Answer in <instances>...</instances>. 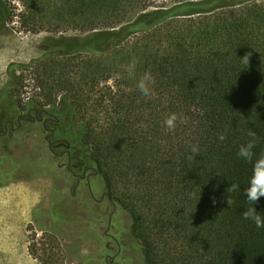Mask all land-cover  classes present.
Masks as SVG:
<instances>
[{"label": "trees", "instance_id": "16d2710c", "mask_svg": "<svg viewBox=\"0 0 264 264\" xmlns=\"http://www.w3.org/2000/svg\"><path fill=\"white\" fill-rule=\"evenodd\" d=\"M21 1V22L52 35L44 54L9 65L3 89L22 83L16 68L35 71L44 102L26 105L50 106L71 163L94 170L128 214L140 263L264 264V228L243 218L252 163L237 156L249 129L254 159L264 152V0ZM0 11L6 23L4 0ZM146 71L147 97L137 88ZM171 113L187 123L166 130ZM256 208L264 217V197Z\"/></svg>", "mask_w": 264, "mask_h": 264}, {"label": "rangeland", "instance_id": "374dc122", "mask_svg": "<svg viewBox=\"0 0 264 264\" xmlns=\"http://www.w3.org/2000/svg\"><path fill=\"white\" fill-rule=\"evenodd\" d=\"M4 1L10 8V15H8L6 23L3 24V16L0 14V90L11 82L12 77L8 74L9 65L12 62L28 63L31 59L44 54L42 45L47 36L52 35L46 30V27H36L30 21L26 24L21 22L19 14L25 10L21 0ZM4 11L5 9L2 7V12ZM16 53L26 58H12L11 54ZM34 72L32 68L15 69L16 76L21 78L22 83L10 89V96L21 106L30 102V99L44 102L36 95L39 89L36 88L37 80ZM46 108H50V106L48 105ZM19 136L29 143L30 151L36 156L30 158L19 154V158L15 159L11 156H4L0 162L6 170L13 168L14 162L20 168L42 166L50 172L60 169L61 173L67 170L65 158L56 162L52 154L49 153L48 144L44 137L46 136L45 131L27 127ZM66 139L71 141L70 135H67ZM17 142L18 140H15V144ZM59 164L61 168H59ZM92 182L101 191L103 190L99 179L93 177ZM53 185L54 181L50 175H37L31 182L11 181L8 185L0 184V264H83L87 259H94L92 264H100V260L103 258L99 252L100 245L90 236L96 231L97 234L102 235L101 224L104 226L105 215H108V211L106 209L104 213L103 210H99L100 213L95 214L96 208L92 207L93 199L86 192V184L78 190L77 201H80L82 211L75 215L76 222L71 225L62 224V228L67 231V236H73L80 244L76 254H69L64 251L61 242L65 245L68 244L65 238L60 236L61 241L58 240L60 243L58 247L52 238V236H56L44 232L38 227L34 218V210L39 208L43 214H48ZM61 209L64 211V206ZM93 215L101 221L99 226L95 221H91L92 219L89 221L86 218V216ZM128 220V214L119 216L116 210L114 226L111 230L114 231L116 238L122 245L120 264H129V259L141 264L139 245L127 231ZM117 249L118 244L115 246V250ZM18 260L19 262H17Z\"/></svg>", "mask_w": 264, "mask_h": 264}, {"label": "flooded vegetation", "instance_id": "af4514ba", "mask_svg": "<svg viewBox=\"0 0 264 264\" xmlns=\"http://www.w3.org/2000/svg\"><path fill=\"white\" fill-rule=\"evenodd\" d=\"M5 91L4 89L0 90V159L4 156H11L14 159L19 158V154L30 158L36 156V154L30 151L29 143L19 136L25 128L32 127L45 131L46 136L44 137L48 144L49 153L52 154L56 162L65 158L67 170L61 173L60 169L50 172L42 166L20 168L16 162H14L15 166L13 168L6 170L0 162V184L8 185L11 181L31 182L37 175H50L52 177L54 185L50 195V210L48 214H43L41 209H35L34 218L42 231L54 234L58 238L52 236L55 240L54 243L58 247L60 245L58 240L61 241L60 236L68 241L66 245L61 242V246L69 254H76L80 248V244L73 236H67V231L62 228V224L71 225L76 222L75 215L82 211V205L79 203L80 201H77L78 190L86 184V192L93 199L92 207L96 208L94 210L95 214L100 213L99 210H103L104 212L107 209L108 211V215L104 214L106 217L104 226L101 224L102 235L97 234L96 231L90 236V238L95 239L100 245L99 252L103 255L100 264H120L122 245L116 238L114 231L111 230L114 226L113 221L116 212L111 195L104 189L101 191L93 184L92 178L95 177L94 170H82V168L71 163L69 159L70 144L66 139L56 137L54 125L59 122V119L52 116L49 108H46L47 106L36 107L26 104L21 106L14 101V98L10 96L11 94H8V91ZM15 140H18L16 144ZM59 168H61L60 164ZM58 196L59 198H57ZM58 199L60 200L58 201ZM63 206L64 211L61 209ZM94 215L90 217L86 216V218L89 221L92 219L91 221H95L99 226L101 221ZM116 244H118L117 250H115ZM93 261L94 259H87L83 264H92Z\"/></svg>", "mask_w": 264, "mask_h": 264}, {"label": "clouds", "instance_id": "9594fccd", "mask_svg": "<svg viewBox=\"0 0 264 264\" xmlns=\"http://www.w3.org/2000/svg\"><path fill=\"white\" fill-rule=\"evenodd\" d=\"M250 53L242 57L244 63H249ZM137 61L133 59L127 65L123 66V70L131 77L135 75ZM155 83V79L150 71L144 72L137 81V88L144 96L152 95V85ZM177 121L182 123H187V119L179 116L176 113L169 114L165 120L163 126L168 131H174L177 126ZM247 135L250 138L246 143L239 146L237 156L243 160L252 163V175L249 179L248 186L244 190V195L247 200L254 206L248 207L243 212V218L245 220H251L255 226L259 228H264V217L258 214L256 204L260 201L261 197H264V152H261L258 157L254 159L255 153L254 148L257 144V134L255 131L249 129ZM219 140L224 141L226 135L221 133L219 135ZM191 152L194 155L199 154L198 144L189 145ZM238 186L231 184V187L227 191H235ZM227 205L231 206L233 201L227 198ZM213 203H216L215 198H213Z\"/></svg>", "mask_w": 264, "mask_h": 264}, {"label": "bare ground", "instance_id": "6f19581e", "mask_svg": "<svg viewBox=\"0 0 264 264\" xmlns=\"http://www.w3.org/2000/svg\"><path fill=\"white\" fill-rule=\"evenodd\" d=\"M11 56H12V58H26V57H22V56H19L17 53L16 54H11ZM12 262V261H11ZM17 262H19V260L17 261ZM13 263V262H12ZM16 263V262H15ZM31 263V262H30ZM33 263V262H32ZM27 264H29V263H27ZM34 264V263H33Z\"/></svg>", "mask_w": 264, "mask_h": 264}]
</instances>
